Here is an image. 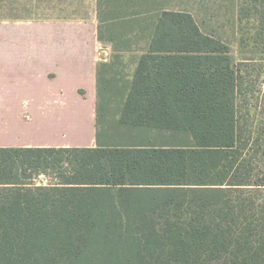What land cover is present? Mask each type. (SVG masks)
<instances>
[{"label":"trees","instance_id":"trees-1","mask_svg":"<svg viewBox=\"0 0 264 264\" xmlns=\"http://www.w3.org/2000/svg\"><path fill=\"white\" fill-rule=\"evenodd\" d=\"M97 2L99 39L114 43L111 28L130 21L142 53L115 95L118 134L97 147H0V264H248L254 253L264 264L260 62L236 61L187 10L156 7L147 27L142 0ZM239 17L257 20L264 50V0Z\"/></svg>","mask_w":264,"mask_h":264},{"label":"crops","instance_id":"crops-1","mask_svg":"<svg viewBox=\"0 0 264 264\" xmlns=\"http://www.w3.org/2000/svg\"><path fill=\"white\" fill-rule=\"evenodd\" d=\"M21 19L0 29V147H97L101 70L109 61L100 53L99 23ZM141 56L115 55L131 61L128 84ZM83 119L88 127L78 129ZM82 130L84 143L69 141Z\"/></svg>","mask_w":264,"mask_h":264},{"label":"rangeland","instance_id":"rangeland-1","mask_svg":"<svg viewBox=\"0 0 264 264\" xmlns=\"http://www.w3.org/2000/svg\"><path fill=\"white\" fill-rule=\"evenodd\" d=\"M155 1L142 0L143 3H140L141 10L147 12L144 15V18L147 19V27L151 25L150 23L153 20L151 14L156 7L182 9L191 12L204 32L213 34L230 45L232 56L236 61L254 57L260 62L262 76L256 84L257 87L262 85L264 88V50L262 47L257 46L252 38L256 32L257 20L254 17L240 20L239 17L241 6L243 4L248 5L251 0H158L157 3ZM97 15L98 2L96 0H0V29H3L9 21L20 20L21 18V20L26 21H87L94 22L97 25L100 24ZM37 30L35 27L28 28V32H37ZM136 31V23L131 24L130 21L119 20L115 28L112 27L110 31V35L115 36L116 41L110 43V41L104 39L100 44V53L103 56L108 54L109 58L108 62H103L100 78L105 97L100 101L99 135L104 143H110V139L114 140L116 134H118L115 126L120 117L123 100L117 99L115 95L121 89H126L131 70L129 59L127 61L120 58L116 59L117 56L115 57V55L119 53H136V56H139L141 54L140 51L136 50L139 48L136 47ZM103 34L108 38L109 31L103 28ZM148 34L149 29L145 31L143 37H147ZM146 40L143 38L139 44L145 45ZM122 46H129L130 50L116 51ZM262 116L264 118V114ZM75 126L78 129L87 128L88 123L83 119L82 121L79 120ZM68 137L71 138V140L68 139L70 142L84 143L83 140L88 137V134L84 130L82 133H70ZM75 137H78L79 140H75ZM131 140H136V134L133 135ZM34 182L38 185H46L57 182V179L55 175H40L35 178ZM245 242L246 246L253 242L256 247L260 242V238L245 237ZM237 253L242 252L237 250ZM254 256L255 253L248 257V264L252 263Z\"/></svg>","mask_w":264,"mask_h":264}]
</instances>
